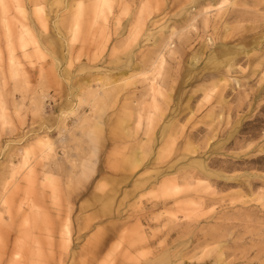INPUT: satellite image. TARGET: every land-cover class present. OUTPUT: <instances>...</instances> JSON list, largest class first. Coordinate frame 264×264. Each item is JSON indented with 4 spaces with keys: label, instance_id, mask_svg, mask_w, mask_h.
<instances>
[{
    "label": "rangeland",
    "instance_id": "374dc122",
    "mask_svg": "<svg viewBox=\"0 0 264 264\" xmlns=\"http://www.w3.org/2000/svg\"><path fill=\"white\" fill-rule=\"evenodd\" d=\"M0 264H264V0H0Z\"/></svg>",
    "mask_w": 264,
    "mask_h": 264
}]
</instances>
